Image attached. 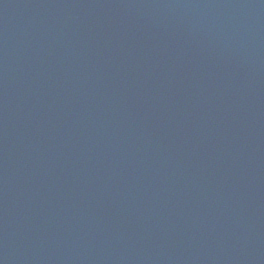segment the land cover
I'll use <instances>...</instances> for the list:
<instances>
[{
	"label": "water",
	"instance_id": "1",
	"mask_svg": "<svg viewBox=\"0 0 264 264\" xmlns=\"http://www.w3.org/2000/svg\"><path fill=\"white\" fill-rule=\"evenodd\" d=\"M0 264H264V0H0Z\"/></svg>",
	"mask_w": 264,
	"mask_h": 264
}]
</instances>
